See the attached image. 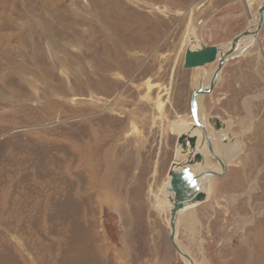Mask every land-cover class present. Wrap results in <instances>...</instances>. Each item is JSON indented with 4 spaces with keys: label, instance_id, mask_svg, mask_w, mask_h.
<instances>
[{
    "label": "rangeland",
    "instance_id": "1",
    "mask_svg": "<svg viewBox=\"0 0 264 264\" xmlns=\"http://www.w3.org/2000/svg\"><path fill=\"white\" fill-rule=\"evenodd\" d=\"M263 3L0 0V264H184L156 194L217 68L189 33L228 48ZM240 48L200 103L240 152L177 224L192 264H264V24Z\"/></svg>",
    "mask_w": 264,
    "mask_h": 264
},
{
    "label": "bare ground",
    "instance_id": "2",
    "mask_svg": "<svg viewBox=\"0 0 264 264\" xmlns=\"http://www.w3.org/2000/svg\"><path fill=\"white\" fill-rule=\"evenodd\" d=\"M257 22H258V20H257ZM257 22L255 20L254 21L252 20L251 24H254L252 26L253 27L252 31L256 28ZM189 35H190L191 39L192 38L194 39V41H191L189 43L188 47L191 48L192 50L201 48L202 43L196 39L195 29L191 30ZM246 38H248L251 41L254 40L252 35L247 36ZM246 38H244L243 40H245ZM243 40L240 41V44L238 45L235 53H237V51H239L241 49L240 46H241V43ZM230 46H231V42H230L228 48H222L221 52L226 53L230 49ZM235 53L231 56V58H233L235 56ZM220 57H221V55L219 53L217 60L210 65H217V67H218ZM203 68L204 67H197L196 69H203ZM214 73L206 75L207 77L205 78L203 85H201L202 90H210V85H211ZM219 78H220V76H219ZM201 100H202V95H198L196 97L197 116H198L199 122L202 125V129H199V127L196 124L194 119H193L194 120L193 122H190L188 119H184L182 117H179L178 120L171 123L170 130L173 134H177L179 136H181L182 134H185V133H191L193 135H197L196 150L192 151V150L188 149L187 151H183L182 147L179 146L177 149V155H176V161L175 162H177L178 164L179 163L182 164L181 162H183V161L184 162L188 161V160L192 161L196 154L202 155V161L200 163L188 164V166L195 176V180L200 187V191L206 195V198H205V200L200 201V202L190 203L187 206H185V208L178 211V213L175 217L174 225H173L174 228H172L171 227V225H172L171 224V222H172L171 212H172V209L174 208L175 201H174V197L171 194V192L167 190L168 187L170 186V183H171V176L170 175H169L170 179H169L168 184L166 186H164L156 194V200L158 202L157 203L158 210L161 212L167 211V213L170 214V218L168 219L169 225H170V232L173 231L174 234H175L176 229H177V224L180 221H183V220L187 221V220L191 219L192 215H193L194 208L197 205H199V204H201V203H203L209 199V197H210L209 189H211V184H212V180L214 178V174L217 172L223 171L225 169V167L228 165V163L232 162V159L237 157V155L240 152V149H239L240 147H239L237 142L236 143L228 142L229 140L231 141V139L229 138L228 134L224 133L225 127L223 125H222L221 130H219L220 135L218 136L217 140L213 141L211 139L210 134H211L212 129L209 128V126L206 124V122L203 121V118L201 117V114H200V112L202 110L201 104H200ZM209 154L211 156L217 157L219 159L220 165L217 168H214L211 165H209V163H208V155ZM169 192L171 195L169 194ZM175 241H176L177 245L180 247V249L183 250V248L180 245V242L177 240L176 235H175ZM180 257H181L184 264H191V261L188 260L187 257L181 256V255H180Z\"/></svg>",
    "mask_w": 264,
    "mask_h": 264
},
{
    "label": "water",
    "instance_id": "3",
    "mask_svg": "<svg viewBox=\"0 0 264 264\" xmlns=\"http://www.w3.org/2000/svg\"><path fill=\"white\" fill-rule=\"evenodd\" d=\"M258 13H259V20L256 24V28L253 31L252 28L248 29L245 32L241 33L239 36L235 37L231 41L230 49L226 53H222L221 48H219L218 46H205L204 44L201 45V48L195 50H192L191 48H187L185 52V62H184V67L187 69H194L197 67H205L207 65H210L217 60L219 53L221 55L219 60V65L213 75V79L210 85V90L200 89L197 92H195L192 97V116L196 124L198 125L199 129H202V125L199 122L197 116L196 97L198 95H205L213 90L223 66L228 61V59H230L231 56L235 53L241 40H243L244 38L250 35H252L254 39L257 38L264 24V3L260 7ZM178 145L182 147L183 151H187L188 149L192 151L196 150L197 135H193L191 133L182 134L178 139ZM201 161H202V155L196 154L192 161L191 160L185 162L183 161L181 162L182 164L173 162L170 168L169 175L171 176V183L167 190L171 192L175 201L174 208L172 209L171 212L172 228H174L173 225L178 211L185 208V206H187L190 203L200 202L205 200L206 198V195L200 191V187L195 180V176L188 166V164L200 163ZM169 236L178 254L181 256L188 257L192 264L193 262L191 260V257L187 255L183 250H181L180 247L177 245L175 241V234L173 231L169 233Z\"/></svg>",
    "mask_w": 264,
    "mask_h": 264
}]
</instances>
